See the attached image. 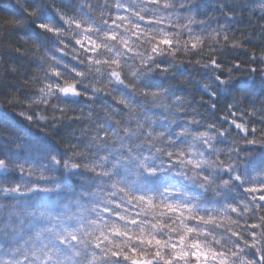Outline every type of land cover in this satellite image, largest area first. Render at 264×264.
<instances>
[{"label":"clouds","instance_id":"clouds-1","mask_svg":"<svg viewBox=\"0 0 264 264\" xmlns=\"http://www.w3.org/2000/svg\"><path fill=\"white\" fill-rule=\"evenodd\" d=\"M0 264H264V0H0Z\"/></svg>","mask_w":264,"mask_h":264}]
</instances>
